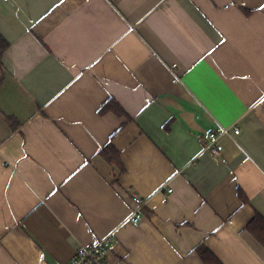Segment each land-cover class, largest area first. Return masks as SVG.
<instances>
[{
  "label": "crops",
  "instance_id": "0c3cea01",
  "mask_svg": "<svg viewBox=\"0 0 264 264\" xmlns=\"http://www.w3.org/2000/svg\"><path fill=\"white\" fill-rule=\"evenodd\" d=\"M0 34V264H264V0H0Z\"/></svg>",
  "mask_w": 264,
  "mask_h": 264
},
{
  "label": "built area",
  "instance_id": "2783aa9c",
  "mask_svg": "<svg viewBox=\"0 0 264 264\" xmlns=\"http://www.w3.org/2000/svg\"><path fill=\"white\" fill-rule=\"evenodd\" d=\"M241 130L237 124L229 127H223L212 131L207 135L206 143L203 146L202 154L210 155L214 159H220L224 153L223 139L230 136L240 135ZM169 193L172 190L169 189ZM134 207L132 209L131 221L134 226L139 225L140 217L149 201L144 200L138 195H134ZM113 243V235L100 241L93 246H80L68 264H105L108 252L107 244Z\"/></svg>",
  "mask_w": 264,
  "mask_h": 264
},
{
  "label": "trees",
  "instance_id": "16d2710c",
  "mask_svg": "<svg viewBox=\"0 0 264 264\" xmlns=\"http://www.w3.org/2000/svg\"><path fill=\"white\" fill-rule=\"evenodd\" d=\"M9 47V43L0 34V64L3 59L5 52ZM113 112L119 116L124 115L122 109L113 100L106 102L99 113L101 115ZM100 155L111 165H116L122 167V159L120 152L113 146L112 143L108 144L106 147L100 150ZM243 202L247 203L248 199L241 192L239 193ZM247 231L250 232L263 246H264V218L259 214L256 215L255 219L247 227ZM198 253L202 259L208 264H221L217 259L214 258L212 254L208 252L203 246L198 247Z\"/></svg>",
  "mask_w": 264,
  "mask_h": 264
}]
</instances>
